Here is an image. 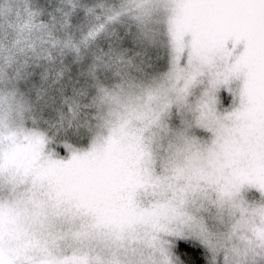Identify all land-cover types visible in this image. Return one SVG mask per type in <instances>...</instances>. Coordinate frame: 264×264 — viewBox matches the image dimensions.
Instances as JSON below:
<instances>
[{
	"label": "snow or ice",
	"instance_id": "snow-or-ice-1",
	"mask_svg": "<svg viewBox=\"0 0 264 264\" xmlns=\"http://www.w3.org/2000/svg\"><path fill=\"white\" fill-rule=\"evenodd\" d=\"M190 7L202 9L217 19L215 46L226 50L233 61L224 80L212 79L197 102L196 123L212 134L210 144L202 147L179 133L183 147H178L175 155L183 157L182 167L169 161L160 176L147 169L126 172L114 186L120 199L119 209L111 219L100 222L98 208L79 203L84 215L97 222H86L74 234L71 257L58 255L63 251L58 242L48 243L33 234L31 243L39 248L42 264H207L206 257L214 258L221 244L189 212L190 201L200 184H211L218 178L225 184L259 181L264 190V0H230L228 3L204 0L195 5L178 4L176 10L179 13ZM191 31L198 40V30ZM233 82L235 87H232ZM222 85H228L235 96L232 109L226 113L216 110L215 93ZM179 92L178 99L186 104L187 84ZM153 100L157 104L155 109L146 106L138 113L145 129L162 127L170 107L165 95L149 96V104ZM141 153L150 156L146 145H142ZM111 166L106 154L98 153L95 147L84 153L73 152L65 160L49 156L45 161L46 169L83 170L95 183L106 181ZM4 167L13 169L14 180L31 178L33 185L45 183L41 171H33L27 163L13 156L3 158L0 169ZM148 185L158 189L159 199L144 206L137 194ZM216 187L223 201L229 193L224 187ZM63 195L80 200L76 191L58 193L57 199ZM29 203L17 202L8 210L18 233L23 232L25 219L42 221L44 205L35 199ZM240 211L246 214L248 210L241 206ZM258 211L264 214V208ZM4 215L5 209L0 206V219ZM244 222L245 216H242L241 223ZM260 238L264 240V232ZM100 245L102 249L98 252L96 248Z\"/></svg>",
	"mask_w": 264,
	"mask_h": 264
},
{
	"label": "clouds",
	"instance_id": "clouds-1",
	"mask_svg": "<svg viewBox=\"0 0 264 264\" xmlns=\"http://www.w3.org/2000/svg\"><path fill=\"white\" fill-rule=\"evenodd\" d=\"M80 2L73 0V7ZM208 2L228 3L230 0ZM83 6L89 14L95 15L94 0H83ZM102 7L111 43L107 67L114 79L105 86H97L95 94L89 98L87 93L76 88L70 75L66 82L59 79L70 71L61 56L74 47L70 40L61 39L57 27L61 22L68 23L65 0H5L0 5V48H7L11 39L13 48L21 53L16 57L11 75V65H0V116L38 129L46 138L49 150L58 151L66 146L71 154L105 146L114 134L117 114L123 111L124 105L140 96L146 86L168 70L167 14L163 5L151 15L136 8L132 0H120L116 5ZM196 92L199 94V89ZM231 99L234 102L235 96ZM195 100L196 96L192 98L193 106ZM196 116L188 107H173L164 117L168 131L163 133L159 144L160 160L164 165L169 161H183V157L175 155L178 147H183L179 133L202 147L210 144L212 134L196 123ZM146 131L151 134L156 129ZM72 192L71 187L48 183L33 185L31 178L14 180L4 173L0 180V200L29 203L35 199L44 205L42 221L26 228L25 235L12 245L11 264H42L40 251L31 243L33 234L48 243L74 242V234L89 217L84 215L74 196L63 195L57 199L58 193ZM260 195L264 196V192ZM189 212L220 242L221 249L235 253V258L227 264H245L246 246L233 242L229 211L220 207L215 193L210 196L194 194ZM258 254L264 256V248ZM256 264H264V260Z\"/></svg>",
	"mask_w": 264,
	"mask_h": 264
},
{
	"label": "rangeland",
	"instance_id": "rangeland-1",
	"mask_svg": "<svg viewBox=\"0 0 264 264\" xmlns=\"http://www.w3.org/2000/svg\"><path fill=\"white\" fill-rule=\"evenodd\" d=\"M119 2L120 0H94L95 15H92L83 6V0L76 7H73V0H65L68 23L61 22L57 27L61 39L70 40L74 47L71 50H65V54L61 56L64 65H67L70 71L60 76L59 79L66 82L70 75L76 88L80 92L87 93L89 98L95 94L97 86H105L114 79L113 73L107 67V63L110 62L111 43L106 31L108 25L102 5H116ZM203 2L204 0H132L136 8L148 15L160 11L161 5L164 6L163 10L167 14L169 66L167 72L146 86L140 96L129 100L124 105L123 111L117 114L114 134L109 138L108 143L103 147H95L98 153L106 154L112 162L105 182L90 181L88 173L83 170L46 169L45 161L49 156L55 160H65L70 158L73 152L78 151L69 154L66 146L58 151L49 150L46 138L38 129L25 127L14 119L2 116H0V163H3V158L6 155L13 156L22 163H27L33 171L42 172L45 183L59 187H71L80 194V204L87 203L98 208L100 222L111 219L112 214L119 209L118 201L120 199L115 194L114 186L119 183L120 178L126 172L147 169L155 176H160L164 172V164L160 160L159 144L163 139V133L168 131L167 121L163 118V126H153L156 131L148 134L144 121L138 118V113L143 112L146 106L153 109L157 107L155 100L149 104V96H167L170 107L165 116L170 113L173 107L180 109L188 107L198 115L197 102L209 87L211 80L214 78L224 80L228 74V69L233 61L226 50L215 46V37L219 28L217 19L210 13L195 7L183 9L179 13L176 10L178 4L195 5ZM4 3L5 0H0V5ZM193 28L199 32L198 40L192 35ZM48 47L51 45L49 44ZM19 55L21 53L13 48L11 39L8 41L7 48H0V65L12 66L9 67V75L17 63L16 57ZM56 62L59 63V60ZM39 71L37 69V73ZM36 79H39L38 75ZM77 81L79 82L76 83ZM186 84L187 103L183 104L178 96L180 95L179 90L184 89ZM234 85L235 82L232 87ZM197 89H199V94L196 92ZM194 96H196V100L193 106L192 98ZM215 96L217 112L226 113L232 109L233 93L229 91L228 85L220 86L216 90ZM226 100L227 103H225ZM142 145L147 146L150 156L142 155ZM174 162L181 167L184 164V161L180 160ZM257 171L260 169L258 168ZM4 173H7L11 178L14 176L11 167H4L0 169V180H3ZM216 185L224 187L229 193L223 201L219 199ZM157 192L158 189L148 185L141 189L137 197L142 205L150 206L159 199ZM261 192L264 190L260 187L259 181L225 184L219 178L211 184L201 183L195 192L202 196H210L211 193H215L220 207L228 209L233 242H242L246 246L243 255L245 264H256V261L264 260V256L258 254L260 249L264 248V240L260 238L261 233L264 232V214L258 211L264 208V196L260 195ZM16 204L17 202L12 200L7 203L0 200V206L5 209V215L0 219V229H2L0 264H11L12 245L25 235L26 228L37 223L25 219L23 232L18 233L7 214L8 210ZM241 206L248 210L246 214L240 211ZM242 216H245L244 223H241ZM87 217H89L87 223L97 222L92 217ZM37 238L41 240V238ZM73 243L61 245L63 251L58 255L62 258L71 257ZM101 249L102 245L97 247L96 251L99 252ZM35 250L40 251L38 247ZM234 258L235 253L229 254L226 248H222L214 258L206 257V261L207 264H227V261Z\"/></svg>",
	"mask_w": 264,
	"mask_h": 264
}]
</instances>
